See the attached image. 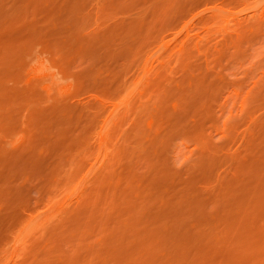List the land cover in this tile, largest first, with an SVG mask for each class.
Returning a JSON list of instances; mask_svg holds the SVG:
<instances>
[{"label": "rangeland", "instance_id": "374dc122", "mask_svg": "<svg viewBox=\"0 0 264 264\" xmlns=\"http://www.w3.org/2000/svg\"><path fill=\"white\" fill-rule=\"evenodd\" d=\"M0 264H264V0H0Z\"/></svg>", "mask_w": 264, "mask_h": 264}]
</instances>
